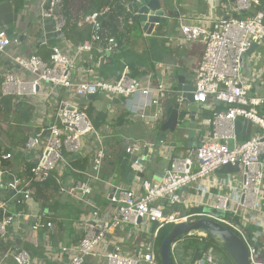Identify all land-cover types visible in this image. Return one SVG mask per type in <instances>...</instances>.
Returning <instances> with one entry per match:
<instances>
[{
	"label": "built area",
	"instance_id": "built-area-1",
	"mask_svg": "<svg viewBox=\"0 0 264 264\" xmlns=\"http://www.w3.org/2000/svg\"><path fill=\"white\" fill-rule=\"evenodd\" d=\"M207 1L212 7L221 2ZM65 2L41 0L40 18L43 22H52V35L55 34L56 38L67 22ZM261 4L262 0H234L236 16L214 21L195 18L181 24L180 30L185 40H200L204 44L200 61L194 69L192 93L200 106L205 105L212 111L209 118L212 128L202 135L198 147L188 149L179 156L173 155L160 179L144 178L139 189L114 186L107 182L110 205L101 209L95 203L88 202L92 210L81 220V237L77 243L61 246V259L63 255L67 259L61 264H86L89 257L99 258L104 264H159L157 240L160 230L167 224L197 216L210 217L230 228L247 245L251 263L264 264L260 258L264 256V95L249 94L253 82L242 71L247 50L253 43L264 42V11L258 9ZM244 10L247 12L242 13ZM100 14L95 11L84 16L83 22L92 24L96 32L80 43L75 52L56 44L51 47L48 60L36 53L17 56L13 62L22 73L8 69L3 72V95L27 97L32 101L43 94V84L46 83L51 85V89L44 96L55 99L56 105L52 117L26 142L27 150L39 148L41 151L38 162L34 161L30 168L29 180L13 177L7 183V188L14 191L12 198L18 207L11 211L9 207L13 204L8 199L0 198V244L8 243L10 225L19 222L22 217H30L33 230L53 231V223L46 219L45 212L31 211L29 203L35 195L31 183H43L52 177L60 183L65 172L81 173L83 170L75 167L74 161L78 156L88 155L91 156L92 168L90 172H83H89L87 178L69 185L63 184L59 191L84 200L92 193L91 179L102 184L106 182L102 176L109 155L106 137L78 103L67 96L62 98L55 91L56 88L84 99L101 93L116 98H128L134 94L146 98L145 103L133 106V112L159 104L171 91L163 83L155 84L150 79L134 77L128 66L119 80H77L73 77L80 55L92 51L93 43L102 39L98 33L101 29ZM108 42L110 45L106 50L117 48L118 43L114 38H109ZM13 43L18 44L19 38L11 37L5 28H0V55L6 54ZM237 119H247L252 123L250 135L243 136L245 139L235 132ZM143 148V144L134 143L127 146L125 151L129 154L141 153ZM11 157V152L0 156V176L4 175L2 160ZM227 164L238 165L239 169L235 172H239L240 184L219 180V192L214 194L213 203L207 205L223 211L224 215L175 209L181 205L197 206V197H187L183 189L198 180H209ZM202 192H206V187ZM242 214L252 216L243 220ZM235 216H238L244 227L234 220ZM154 223L156 225L152 231ZM139 224H143V230L148 231L150 236L138 247L126 251L114 234L130 226L138 227ZM132 231L138 233L137 228ZM9 255L16 264H43L26 248L8 250L6 256ZM193 255L185 259L187 264H224V259L210 251V247L202 251L196 260H192Z\"/></svg>",
	"mask_w": 264,
	"mask_h": 264
},
{
	"label": "crops",
	"instance_id": "crops-1",
	"mask_svg": "<svg viewBox=\"0 0 264 264\" xmlns=\"http://www.w3.org/2000/svg\"><path fill=\"white\" fill-rule=\"evenodd\" d=\"M69 1L70 0H66L65 3L67 4ZM123 1L126 2V6L129 9L128 6L133 0ZM159 1L166 10H169L168 16L170 20L167 24H157L151 34H144L141 25L139 32L136 33L137 39L134 45L127 46L117 53H114V51L108 52V50H106V52L99 57L97 62L93 60V50L83 52L78 59L77 67L73 71V77L77 80L102 78L114 81L121 76L125 67L128 66L132 74L136 73V78H141L143 80L150 79V81L155 84L163 83L170 89H172L170 75L173 70L181 72L182 69H187V77H193L194 69L202 56L204 44L200 40H185L181 34V24L189 23L195 18L203 21H214L222 17L236 16L233 2L231 0H221V2H217L216 5L212 7L207 0ZM40 4L41 0H0V28H5L11 37L19 38L18 44H11L7 53L0 55V82L3 80V72L6 69L22 73V70L14 64L13 58L37 52V54L43 56L39 53V45L47 46L53 39V24L50 21L43 22L41 20ZM68 6L71 8L70 2ZM262 6L264 7V0L262 1ZM172 8H176L175 13L179 15V18L171 11ZM132 14L134 15L136 13L132 12ZM83 19L84 17L79 22L80 26L86 24L83 22ZM132 19L134 18H131L130 22ZM136 19H139V17ZM139 22L141 24L140 19ZM55 39L59 46L65 49L69 48V51L72 53L75 52V48L80 44V42L78 44H72L65 40L62 32L59 34L58 38L55 37ZM45 41H47V43H45ZM260 44L264 46V42ZM258 54V51H256L252 56L245 55L242 68L243 75L253 82V95H260V91L264 90L263 83L261 82V78H264V56H261V62L258 61L256 64L255 58ZM87 69L89 71H87ZM254 78L256 80H254ZM191 84L194 86L193 82H191ZM50 87V84H43V94L35 100L30 101L35 107L33 119L29 124L27 123L29 126L28 130L32 132V134L44 126L55 111L56 100L47 99L46 96H44V93H47L51 89ZM55 91L58 92L62 98L67 96L80 106V103L83 102L82 106L84 107L91 106L98 111L107 113V120L105 124H103L102 129H97L106 137L108 149L110 142H113V138L117 139L119 137H124L131 140L136 139L137 141H134L136 143H139L138 141L141 140L143 142L140 144H143V147L146 144L149 145L150 154L153 156L158 154L154 148V128L158 120L162 117L163 111L169 106L170 99L173 96L171 91L167 92L159 104L147 106L144 111L140 110L138 112H133L132 108L134 105H140L146 102V98L141 95L134 94L126 98L125 101L114 102L116 97H111L106 93L98 94L94 96L93 99H84L78 98L62 88L58 90L55 89ZM2 96L3 94L0 86V103ZM18 99L19 98L15 97L13 102L16 104ZM157 113L158 117L156 119ZM211 114L212 111L207 109V106H200V110L195 116V121L190 124L193 129L185 136L184 140L193 143L197 136H200L201 140L202 135L212 128L210 122H204V120L211 117ZM12 132L11 123L0 118V142L5 146L3 138H8L10 142L5 147L10 148L7 153H12L11 158L2 160L3 163H6L9 176H0V198L8 199L9 202L13 204L9 209L14 211L16 207H18V204L12 198L14 193L10 195L7 183L9 180L13 179V177H19L25 180V175L21 173L29 160L35 161L36 158L38 159V156H40V149L27 150L25 147L26 144H15V141H13L15 137ZM146 136L148 139L145 141L144 138ZM117 144L121 146L119 150H125L127 146L134 143H127L124 146L119 142H117ZM188 149L191 148H181L178 149V151L177 149L168 148L161 150L163 157L153 162L149 170H143L145 179H155V172H157V177L163 175L173 155H176V152H186ZM13 150H16V153H13ZM5 154L6 153H2V156ZM131 155L135 156L137 159V157L143 156V151ZM86 157L88 158V165L85 169L79 168L83 170L81 173L78 171H71L69 174L66 173L62 175L65 179V185L87 178V173L90 172L92 164L90 161L91 156L88 155ZM115 163V159L111 157V153H109L102 171V176L106 178V182L102 184L98 182V180L91 179L90 184L92 186V193L86 196L84 200H80L77 196L71 195L65 191H55L58 196L56 199L58 203L53 205L56 201L51 197V194L55 193L53 191L49 195V200L47 201L53 208H49L42 207L41 202L37 201L34 195L33 200L29 203L31 211L33 213L45 212L47 214L46 219L53 223V231L50 232V230L46 229L33 230L30 227V217H22L19 222L10 225V239L8 243L6 244L3 242L0 244V263L16 264L11 255L6 256L8 250H15L17 247L27 249L26 245L31 247L27 250L43 264H61L64 262L66 256L63 255L61 259V246L78 242L81 237V220L92 210L88 202L95 203L101 209H106L108 205H110L107 182L114 184V186L121 185L135 189L140 188V181L129 180L128 177L125 176V173L135 174L138 170L134 168H132L130 172L126 170L124 175L120 176L115 170ZM86 170H89V172L83 173ZM73 173H76V175ZM220 175L221 173H215L209 180H198L191 186L185 187L183 193L187 195V197H197L199 204L195 207L181 205L175 209L180 211L198 209L197 211L201 212L205 207H210L207 205L213 203L214 194L219 192L217 183L219 180L224 179L221 178ZM124 180L126 182H124ZM204 187H206V192H202ZM34 190L36 192L35 188ZM136 234L138 233L126 229L116 232L114 236L119 239L126 251L127 249L130 251L132 247L134 248L135 246L134 242L136 241L133 240V237L137 236ZM54 235H56L55 237L57 238L56 245H52L51 242V238ZM128 241L131 242L129 243ZM86 264H104V262L99 258L89 257Z\"/></svg>",
	"mask_w": 264,
	"mask_h": 264
},
{
	"label": "water",
	"instance_id": "water-1",
	"mask_svg": "<svg viewBox=\"0 0 264 264\" xmlns=\"http://www.w3.org/2000/svg\"><path fill=\"white\" fill-rule=\"evenodd\" d=\"M232 2L234 0H231ZM129 10L135 12L134 18L139 17L142 25V30L144 34H151L157 24H167L170 20L168 16V11L160 3L159 0H133L129 4ZM176 8H172L171 11L175 13ZM244 10L242 13H246ZM175 16L179 18V15L175 13ZM263 44L253 43L251 47L247 50L246 55L252 56L258 49H261ZM108 52H111L108 50ZM188 76V70L182 69L181 72L178 70H173L170 78L172 81V97L169 102V106L163 111L162 117L158 120L156 127L154 128L155 136L153 140L155 141V150L158 152L157 155H152L149 152V145L146 144L143 148V156L137 157L135 162L127 168L130 172L132 168L138 171L135 174H127L129 180L142 181L145 178V173L143 170H149L152 163L155 162L160 157H163L161 150L164 148L168 149H186V148H196L200 142V136H197L195 142H187L185 136L191 132L193 127L190 125L195 121V116L200 110V104L194 100L192 93L193 85L190 82ZM120 79V76L117 80ZM58 90V88H56ZM94 96L90 95L87 99H93ZM126 97L121 96L115 98L114 102L125 101ZM204 122H210L209 119L204 120ZM252 123L250 120L241 121L237 119L235 121V132L237 135L249 136L251 132ZM16 153V150H13ZM41 154V151H40ZM162 160V159H161ZM38 162V159H35ZM238 165L227 164L219 169L218 173H232L238 171ZM155 179H160L156 176ZM5 187V186H3ZM10 195L14 193L12 189H8ZM207 213H217L224 215L223 211L214 209L213 207H205L203 209ZM234 220L244 227L243 223L240 222L238 216L234 217ZM141 221V220H139ZM156 223L153 224L152 231L154 230ZM247 230V229H246ZM193 231H200L212 239L217 241L220 246H222L229 256L232 258L235 264H252L249 258V252L247 245L243 239L233 232L227 226L221 224L220 222L210 218L201 217L198 219H184L173 224L171 230L163 238L158 252L160 254L161 264H174L172 256V246L181 236L187 235ZM248 236L250 234L248 233ZM209 245H204L202 248H195L192 260H196L202 255V251H207ZM67 259L64 260V263ZM224 264H229L224 261Z\"/></svg>",
	"mask_w": 264,
	"mask_h": 264
},
{
	"label": "trees",
	"instance_id": "trees-1",
	"mask_svg": "<svg viewBox=\"0 0 264 264\" xmlns=\"http://www.w3.org/2000/svg\"><path fill=\"white\" fill-rule=\"evenodd\" d=\"M263 1V0H262ZM70 2L71 8L68 6ZM67 2L65 6V13L67 15V22L65 27L62 30L64 35V39L71 42L72 44L83 43L86 39L91 38L92 34L96 32L94 26L90 23H86L85 25H79L80 20L95 11L100 12L99 22L101 24V29L98 33L101 36V41L93 43V60L97 62L99 57L106 52L107 47L110 45L108 42L109 38H114L118 46L114 48V53L119 52L127 46L134 45L137 39V34L139 29L141 28V24L139 19L134 18L132 12L127 8L126 2L123 0H70ZM258 9L264 11V7L259 6ZM241 15V14H240ZM134 18L131 20L130 19ZM55 34H53V39L49 42L47 46L39 45V53L42 54L45 60H48L51 54V47L57 44L55 39ZM50 47V49H49ZM38 53V52H37ZM36 53V54H37ZM136 73L132 75L136 77ZM0 82V86H1ZM16 96L12 95H3L0 103V118L7 120L9 123L13 124L16 127V131H13L15 144H26L29 137H31L32 132L28 130L29 122L33 119V115L35 114V107L30 103V100L25 97H16L19 98L18 101L13 102ZM81 108L85 110L89 117L92 119L93 123L98 129H102L103 124H105L107 120V113L104 111H98L95 108L88 106H82L83 102L80 103ZM241 139H245L242 137ZM8 147L3 146L0 142V156L2 153H7ZM111 157H113L116 161V172L120 176H123L126 172L127 168H129L134 162L136 157L127 153L125 150H115L112 152ZM34 164L33 160H29L26 163L25 169L22 171V175H25V180H29L30 178V168ZM74 165L77 168L85 169L88 165V158L83 156H78L74 161ZM2 169L4 171L5 177H8V170L6 169V163H2ZM65 172L64 174H66ZM76 175V173H73ZM78 175V174H77ZM79 176V175H78ZM65 184L64 177L60 178V183L56 178H49L48 181L43 183H31V186H34L36 189L35 199L40 201L42 207L52 206L48 204L49 195L51 192L59 191L61 185ZM58 201L56 200L53 205H56ZM53 208V207H52ZM198 210V209H197ZM197 210H191L190 212H198ZM174 223H170L165 225L159 233L157 240V257L159 260V264H161L160 254L158 252V248L163 240V238L168 234L171 230ZM54 235L51 238L52 245H56L57 238ZM185 236V235H184ZM184 236H181L177 239V241L183 239ZM191 239L187 240V244L184 245L183 257L186 259L187 257H191L197 247H203L202 244H209L208 239L213 240L210 236L207 235L206 238L199 239L198 237H192V235H188ZM192 239H196L197 244L192 246ZM202 241V242H201ZM215 241V240H214ZM217 242V241H215ZM217 246L224 249L217 242ZM27 249L31 247L26 245ZM33 248V247H32ZM36 250V249H35ZM225 250V249H224ZM224 259V258H223Z\"/></svg>",
	"mask_w": 264,
	"mask_h": 264
},
{
	"label": "rangeland",
	"instance_id": "rangeland-1",
	"mask_svg": "<svg viewBox=\"0 0 264 264\" xmlns=\"http://www.w3.org/2000/svg\"><path fill=\"white\" fill-rule=\"evenodd\" d=\"M258 51V53L261 55V56H264V46L261 48V49H258L257 50ZM260 55H258L257 56V59L255 60L256 62V64L258 63V61H260L261 60V56ZM261 62V61H260ZM189 79H190V82H193V83H195V77H194V74H193V77H189ZM254 80H256L255 78H254ZM261 82L263 83V88H264V78H261ZM250 95H253V90H251L250 91V93H249ZM260 96H263L264 95V90H261L260 91ZM17 129H16V127L14 126V125H12L11 124V131H16ZM33 134H34V132H33ZM242 138V137H241ZM148 139V137L146 136L145 138H144V140L146 141ZM3 140H4V145L5 146H7L8 144H9V142H10V140L8 139V138H6V137H4L3 138ZM111 140V139H110ZM113 140V142H110V144H109V150H110V152L109 153H111V155H112V152L113 151H115V150H119L120 148H121V146H119L118 144H117V142H119V143H121V145L122 146H124L125 144H127V143H131V142H133V143H136V142H134V141H137L136 139H133V140H131V139H126V138H124V137H119V138H117V139H112ZM116 142H115V141ZM139 143H142L143 141H141V140H139L138 141ZM177 151H178V149H177ZM138 154V153H137ZM179 155H181V153L180 152H176V156H179ZM18 157V156H17ZM17 159V158H16ZM163 162H165V161H163ZM221 178H224V179H226L228 182H233L234 184H236V185H239L240 184V182H239V172H232V173H221ZM124 182H126L125 180H124ZM52 196V199L53 200H56L57 198H58V196H57V194H56V192L55 193H53V194H51ZM230 216V214H228V217ZM252 216V214H249L248 216H245V215H241V218L243 219V220H245V218H250ZM198 218H201L200 216H197V217H194V219H198ZM135 228H137V230H138V234H136L137 236H135V237H133V240H135L136 242H134V247H138V245L140 244V243H142V242H145L146 240H147V238L150 236L149 235V232L148 231H145V230H143L144 228H143V224H139L138 225V227H135V226H130V227H128L127 228V230L128 231H131V230H134ZM146 229V228H145ZM260 230H263V229H260ZM191 235H192V237L194 238L195 236L196 237H198L199 239H202V238H206L207 237V235L206 234H204V233H201L200 231H193V232H191ZM184 239H187V240H189V239H191L190 237H188V234L187 235H185L184 237H183V239H181V240H179V241H176L174 244H173V246H172V256H173V260H174V262L176 263V264H187V261L185 260V258L183 257V251H182V249L184 248V245H186L187 244V241L186 240H184ZM206 240H207V238H206ZM263 240H264V237H263ZM208 241H209V247H210V251H214V252H216L217 254H219L222 258H224V260L225 261H227L229 264H235L234 263V261L232 260V258L229 256V254L226 252V250H224V249H222V248H220L219 246H217V242H215L214 241V239L213 240H211V239H208ZM129 243L131 242V241H128ZM202 242V241H201ZM197 244V242H196V239L194 240V239H192V246L194 247L195 245ZM133 245V244H132ZM205 244H202V246H204ZM133 248V247H132ZM263 261H264V256H261L260 257Z\"/></svg>",
	"mask_w": 264,
	"mask_h": 264
},
{
	"label": "flooded vegetation",
	"instance_id": "flooded-vegetation-1",
	"mask_svg": "<svg viewBox=\"0 0 264 264\" xmlns=\"http://www.w3.org/2000/svg\"><path fill=\"white\" fill-rule=\"evenodd\" d=\"M225 261V260H224Z\"/></svg>",
	"mask_w": 264,
	"mask_h": 264
}]
</instances>
